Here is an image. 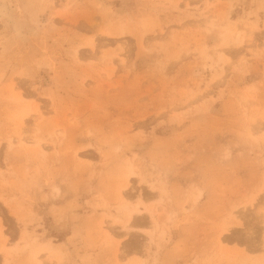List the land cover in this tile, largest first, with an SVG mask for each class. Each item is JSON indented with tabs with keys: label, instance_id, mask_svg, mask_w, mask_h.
Here are the masks:
<instances>
[{
	"label": "rangeland",
	"instance_id": "1",
	"mask_svg": "<svg viewBox=\"0 0 264 264\" xmlns=\"http://www.w3.org/2000/svg\"><path fill=\"white\" fill-rule=\"evenodd\" d=\"M0 264H264V0H0Z\"/></svg>",
	"mask_w": 264,
	"mask_h": 264
},
{
	"label": "bare ground",
	"instance_id": "2",
	"mask_svg": "<svg viewBox=\"0 0 264 264\" xmlns=\"http://www.w3.org/2000/svg\"><path fill=\"white\" fill-rule=\"evenodd\" d=\"M233 30H231V32H232ZM240 34V32L238 31V30H236V31H234V35H233V39H234V41H236V42H239V35ZM139 211V210H138ZM127 223V222H126ZM131 228V227H130Z\"/></svg>",
	"mask_w": 264,
	"mask_h": 264
}]
</instances>
